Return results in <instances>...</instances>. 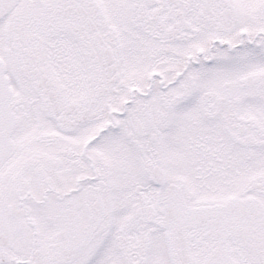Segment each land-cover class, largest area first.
Instances as JSON below:
<instances>
[{
  "label": "snow or ice",
  "instance_id": "snow-or-ice-1",
  "mask_svg": "<svg viewBox=\"0 0 264 264\" xmlns=\"http://www.w3.org/2000/svg\"><path fill=\"white\" fill-rule=\"evenodd\" d=\"M0 264H264V0H0Z\"/></svg>",
  "mask_w": 264,
  "mask_h": 264
}]
</instances>
